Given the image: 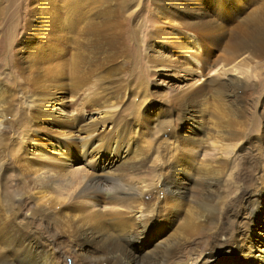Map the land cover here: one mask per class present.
I'll return each mask as SVG.
<instances>
[{"label":"bare ground","instance_id":"obj_1","mask_svg":"<svg viewBox=\"0 0 264 264\" xmlns=\"http://www.w3.org/2000/svg\"><path fill=\"white\" fill-rule=\"evenodd\" d=\"M143 1L118 0L110 7L103 0H39L27 12L9 56L23 64L17 65L31 83L37 82L33 75L40 66L49 81L65 74L75 85L100 67L97 85L101 92H113L106 88L121 60L113 53L120 28ZM188 1L150 0L156 25L151 37L162 41L159 56L154 52L160 60L152 56L149 67L162 65L170 54H163L169 49L165 29L175 31L184 67L193 74L190 84L181 80L188 90L157 113L119 117L105 100L101 117L85 120L84 111L63 112L51 104L60 101L56 92L62 84L49 86L42 100L39 93L38 98L27 95L32 111L11 112L15 89L0 80V264H68L66 258L72 264H212L236 252L264 263V243L254 244L250 221L264 204V113L253 158L245 159L238 173L229 157L217 155L219 141L236 140L235 131L247 121L243 101L231 99L230 85L220 77L241 82L228 74L235 73L238 62L264 63V0L260 5L259 0H208L202 6ZM72 39L78 50L68 49ZM216 50L220 55L212 61ZM212 72L217 76L210 77ZM143 94L144 111L153 102ZM47 123L54 132H42L45 141L31 137ZM203 143L213 144L215 153L202 152ZM163 226L166 235L152 248L131 243ZM257 226L254 230L264 233ZM225 244L232 249L223 257L225 250L219 249Z\"/></svg>","mask_w":264,"mask_h":264},{"label":"rangeland","instance_id":"obj_2","mask_svg":"<svg viewBox=\"0 0 264 264\" xmlns=\"http://www.w3.org/2000/svg\"><path fill=\"white\" fill-rule=\"evenodd\" d=\"M37 1L39 0H0V80L3 79V81L1 82L6 84V86L8 85L9 89L10 88H12L13 90L15 89L14 97L12 99L11 112H17L21 108L24 110L26 108L25 112L32 111V109H30L32 108V106H30V99H29L31 94L36 96V98L39 97L38 100H42V99H45L44 97H46L45 94H46V91H48L49 86L52 85L56 87V86H61L60 84H62L63 85L62 89L64 91L62 90L61 92H56L57 94L56 97H58L57 101L59 100L60 101L56 103H51V104H53V107L56 108V110H58L57 107L60 106V109L62 108L61 111L63 112L77 113V112L84 111V113H88L86 115L85 120H89V118L95 119L96 117H101L100 116L101 114L99 112L103 107H105V106H102L104 105L103 102H105V100L106 102L107 101L109 102L105 104L107 105L106 107L107 108L111 107L112 108L111 111L113 112H115L116 110L115 113H119V117L121 116L123 117L124 115L133 113V112L157 113L160 108L165 107V103L169 101L173 96L178 95L179 92L188 90L189 85L188 86L186 85L187 87L182 86L181 82L187 81L188 83L187 82L186 83L190 84L193 81L192 72L191 71L189 72V69L185 68L184 63L182 62L183 58L180 53V45L178 43L179 41L176 40L177 35H175V31L168 32V30L164 29L163 34L164 32L168 34L166 35L162 34L165 37V40L163 39V41L164 42L167 41L165 44L169 48V49L163 50V54H166V52L167 54L170 53L168 57L171 55L170 56L171 58L170 57L169 59L168 57H166L167 59L164 58L165 60L163 59L164 61L162 65L157 64L158 66L152 65V67H149L151 65H149V63L147 62L152 60V56L156 57L158 61L160 60L156 56V54L159 56V54L161 53L160 50H161V41H162L158 39L156 42L152 40V37H151V35L155 32L156 25L154 23L153 12L149 11V8H151L150 0H144L142 3V6L138 7L139 9H137L132 14L131 17L129 16L126 17V19L123 21L124 26L120 28L122 30L121 31L122 38L118 41L117 45L115 44V50L113 53H118L121 57V60L119 61L120 63L119 62L116 63L118 64L116 67V69L118 70L116 71V69H114V71L111 73V75L113 76L110 75L112 77L110 81L112 82H110L109 88H106V89L112 88L113 92L111 90L110 91L107 90V92H105L106 90L101 92V86L99 87V85H101V81H100L101 78L98 77L101 74L100 67H97L94 73H92L88 78L83 80L82 81L83 84L81 82L76 85L71 84V79H69V77L65 74L63 75L66 77H64L63 75H57L58 78L56 76H53L52 80L49 81L48 79L50 77L44 74L42 70L43 69L42 66H40L41 69L38 68L39 70H36L33 75V77L36 76L37 82L31 83V81L29 82V79L27 81V79H25L27 77L26 71L24 69H23L24 71L22 69L20 70V68L17 65L19 63L18 62L15 63L12 56H9V53H10V48L16 47L17 39L15 38V35L18 36L23 32L24 25H22V23L25 24V22L30 17V14H27V12L31 10V7L34 4H37ZM103 1L107 2V4L110 7H113L118 0H103ZM206 1L208 0H189L187 3L192 2L191 3L192 6L194 5L202 6L204 2ZM262 2L263 0H259V5ZM235 25L236 24L232 25V30H235ZM165 28H166V25H165ZM159 32H161V30H159ZM9 34L10 36H8ZM68 49L78 50V47L76 46V43L73 41L72 45L69 44ZM99 55L101 56L100 53L97 54V56ZM211 55L212 57H215V58H212L210 56L209 58H211L212 61H215L216 57L220 55V52L216 50L214 53L212 52ZM172 56H174L175 58ZM123 60L124 62H121ZM19 65L23 66V64L21 63ZM118 66L119 67L121 66L122 69L121 67L118 68ZM237 66L238 67H235V73H228V74H229V77H232L233 74L241 77V80H242L241 82L240 81L232 82L234 79L228 80L224 76H221L220 79L221 80L225 79L226 81H228V82L225 81L226 84L224 83V85L225 87L228 84L230 85V87H228L229 85L227 86L228 87L227 91L230 89L229 92H233L232 97L230 96L232 100H235L234 98L237 97L236 98L237 102H238V99L239 100L241 99L240 101H243L241 102V105H242V108L245 114L244 117L247 118V121L246 123L244 121V128H240V130L235 131L237 139L234 141H231L230 144L228 143V141H222V140L219 141L218 145L220 144L222 151L221 152L217 151L218 156L221 155V156L230 158L229 163L231 167L233 164L234 166L233 170L235 171L234 173H238V170L242 168L245 159L253 158V153L255 152V149L253 148L254 140L257 137V135H259V132L257 131L258 129L257 125L261 121L260 114L264 113V63L260 59H252L244 63L238 62ZM37 71H40V72L37 73ZM42 72L45 78L43 77ZM115 76H117L118 80L116 79ZM209 76L215 77L217 76V74L215 72H212ZM39 77L41 80L46 79L47 82H45L46 80H44L43 84H41L42 81H40ZM97 79H98V82L96 81ZM59 80L61 83H59ZM68 80H69V83H67ZM38 81H40L41 83ZM51 81H53L54 83ZM198 82L199 81L196 82L197 85L200 84V82L199 83ZM50 83H53V84H50ZM116 84H118V86L120 87H118ZM78 86H80V88H78ZM140 86L142 87V92L139 91ZM232 86L234 88H232ZM238 86H240V89ZM37 88L38 89L40 88V90H38ZM41 88H42V91H41ZM98 88L100 89L99 90L100 92L98 91L97 93H100V94L99 95L94 94V90ZM118 88H121V91L119 90L120 92L118 91ZM33 90H35V92L38 90V92L35 93ZM124 91L127 92L126 95H123ZM103 92H105L106 94H103ZM114 92L116 95H114ZM37 93H39L42 97L39 94L37 97ZM143 93L145 94L148 93L149 101L153 102L151 104H147L144 111L141 110L142 105L140 104L141 99L144 95ZM88 94H90L91 96ZM27 95L29 96V98ZM94 97L97 99H95ZM199 97L200 96H196L195 99L196 98L199 99ZM118 98L119 99L121 98L120 99L121 101ZM115 100L117 101L119 100L118 101L119 103ZM35 101H37V99H35ZM47 101L49 100L47 99ZM112 103H114L115 107L116 105L118 106L116 107L117 109L114 106L112 107ZM81 107H83L82 109L84 110H81ZM147 107H148V110H146ZM61 111L59 110V113H63ZM210 113L212 117L214 111L212 110V112L210 111ZM89 115H91L92 117L91 116L89 117ZM13 125H12L13 133L15 134L17 132L16 129L18 128L16 127L14 123ZM42 125L44 126H41V131L34 132L33 134H31V137H33L34 139L40 140V141H45L46 138L42 134V132L47 133L49 130L50 131L48 133L54 132V129H53L54 127L52 125L48 123L42 124ZM212 145L213 144L209 145L207 143L201 144L202 152L204 153L207 152V154L210 153L209 155L215 153V151L211 148ZM104 153H105V148H102L101 154H104ZM78 159L79 158L74 155L71 158V160L75 163H77L76 160ZM144 173H146L145 175H149V172H144ZM241 173H244V172H241ZM154 174L157 175V172H154ZM156 177L157 176H153L152 178L156 179ZM8 180H9L8 182L10 186H13L11 184V182L13 181L12 177H9ZM14 183H17V182H14ZM208 206L210 207V204H208ZM250 221H252L251 225H254V229L256 225H258L257 227L259 226L264 227V204L263 206L256 207V209L254 210V213L251 215ZM253 221H256L255 224ZM165 227L167 229H165ZM254 229L251 234V238L253 239L254 244L255 245L263 244L264 243V233L261 234V232H258ZM167 230H168L167 226H163V227L156 228V229H151L149 232L144 233L145 237L144 239H142L140 243H137L136 240H132L131 243L135 242L136 246L139 245V246H142L144 249H150L153 246H155L159 238H162L163 236L166 235ZM262 231L264 232V230ZM231 249H232V246L230 244H225L224 247L220 248L219 250L220 252L225 250L224 253L222 254V256L224 257L227 255L229 256L228 252L231 251ZM254 253H257V252L255 251ZM66 261L68 264H72L70 258H66ZM212 264H261V263L256 262V261H249V260L247 261L242 256L241 252H236L234 255L230 254V256L227 259L221 260V261L218 260L215 263L213 262Z\"/></svg>","mask_w":264,"mask_h":264}]
</instances>
